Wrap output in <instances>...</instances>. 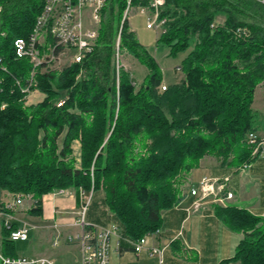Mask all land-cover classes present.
Wrapping results in <instances>:
<instances>
[{
  "label": "trees",
  "instance_id": "obj_1",
  "mask_svg": "<svg viewBox=\"0 0 264 264\" xmlns=\"http://www.w3.org/2000/svg\"><path fill=\"white\" fill-rule=\"evenodd\" d=\"M0 4V195L30 194L27 214L40 216L43 196L55 189L72 187L77 198L79 190L92 196L102 191L108 212L99 225L115 224L119 248H127L126 242L132 249L131 242L161 227L162 212L179 202L182 178L201 158L210 155L238 170L264 156V137L249 139L264 130V118L260 123L252 108L264 81V5L164 0L158 19L166 20L156 44L168 48L167 56L185 55L178 66L182 78L162 90L157 61L123 19L127 0L105 3L94 51L60 69L46 61L34 66L14 49L17 38L31 33L44 0ZM148 5L149 0L129 3ZM218 15L223 22L211 26ZM118 34L121 53L147 68L138 85L124 66L116 74ZM34 90L43 96L28 103ZM213 210L242 234L224 262L264 264V218L235 203H215ZM0 211L13 212L1 202ZM18 226L1 223L2 254L16 256L18 242L8 235Z\"/></svg>",
  "mask_w": 264,
  "mask_h": 264
},
{
  "label": "crops",
  "instance_id": "obj_2",
  "mask_svg": "<svg viewBox=\"0 0 264 264\" xmlns=\"http://www.w3.org/2000/svg\"><path fill=\"white\" fill-rule=\"evenodd\" d=\"M181 75L183 76L182 73ZM74 143L79 146L77 140ZM202 177L217 180L228 177L226 184L234 191V198L230 203L264 218V156L257 159L247 170L239 172L232 166L221 165L213 156H204L200 159L198 167L182 178L185 188L183 196L175 206L162 212L159 232L148 238V247L165 246L162 257L151 256L146 251L136 253L126 242L122 245L127 248L120 249L118 236H113L109 264H227L224 259L233 255L242 234L230 230L216 216L212 196L203 200L197 209H192L191 203L195 197L190 190L198 188ZM5 192L2 191L1 195ZM65 192L58 196L44 195L40 216L26 212L0 216L1 223L10 216L18 225L28 223L33 227L29 231L28 239L17 245L16 256H48L55 264H79L77 245L65 238L66 235L77 231L71 223L79 206V198L77 191L72 187L67 188ZM98 193L99 191L92 196L93 203L87 212L86 220L105 224L106 218ZM58 232L60 236L54 244ZM20 249H24L23 254L18 253ZM230 262L239 264L238 261Z\"/></svg>",
  "mask_w": 264,
  "mask_h": 264
},
{
  "label": "built area",
  "instance_id": "obj_3",
  "mask_svg": "<svg viewBox=\"0 0 264 264\" xmlns=\"http://www.w3.org/2000/svg\"><path fill=\"white\" fill-rule=\"evenodd\" d=\"M108 0H44L43 7L37 15L34 27L27 37L17 38L14 41L15 53L18 57L28 58L34 65H39L46 61L55 63L59 58L69 55V61L80 63L83 58L94 51L95 42L98 35V29L101 22V9ZM264 5V0H253ZM130 0H127V8ZM164 4V0H149L148 6H141L139 13L146 15V28L161 29L166 19H158L159 8ZM123 13V19L128 18V9ZM1 10V4H0ZM151 10V15L149 11ZM215 21L211 26H214ZM239 33L240 29L238 30ZM243 33H246L243 30ZM44 47L47 51H43ZM58 49V50H57ZM113 58L116 74L123 63L121 61L122 53L120 51V36L116 37L113 47ZM82 69L78 75H80ZM166 88L161 84V89ZM62 101L57 102L61 105ZM251 142L256 140L254 133L249 134ZM260 142L259 145L263 144ZM257 148L254 150L256 152ZM249 165H244L236 170L245 171ZM229 180L224 177L221 180L210 177H202L198 182V188L191 189L190 193L195 197L191 203L192 209L200 207L203 200L213 197V202L226 206L234 198V192L226 184ZM216 184V186H215ZM226 189L225 194L221 192ZM66 189H55L48 193L51 196L63 195ZM91 192L85 193L79 190V206L71 225L77 228V231L65 236L66 240L75 243L79 249V264H109L111 250V239L117 235V227L113 223L99 225L86 220V215L91 203ZM0 202L4 208L17 211L19 208L28 209L33 203L30 194L5 192L0 196ZM190 209V208H188ZM187 209V210H188ZM0 211L1 215H7ZM12 219L10 216L3 220V224L8 227ZM1 226V221H0ZM58 228L57 225H54ZM33 228L28 223L20 224L16 229L10 230L8 239L14 242H23L28 239L29 231ZM159 229L153 233H148L131 242L132 249L138 253L146 251L151 256L162 257L165 246H149L148 238L157 234ZM60 233L55 236L54 244L58 242ZM1 238V235H0ZM0 264H55V261L48 256L27 257V256H7L0 250Z\"/></svg>",
  "mask_w": 264,
  "mask_h": 264
},
{
  "label": "rangeland",
  "instance_id": "obj_4",
  "mask_svg": "<svg viewBox=\"0 0 264 264\" xmlns=\"http://www.w3.org/2000/svg\"><path fill=\"white\" fill-rule=\"evenodd\" d=\"M141 6H129L128 9V18L127 22L129 27L133 30L135 33V36L137 40L146 46L150 54L155 58L157 61L163 76V84L167 85L170 83L177 82L179 79L182 78L181 70L178 67L180 64L181 59L184 57L185 53H179L175 57L173 56H167L168 48L162 44H156V38L158 37V34L161 32V29H155V28H146V15H142L139 13V9ZM149 11V15H151V10ZM224 17L221 15H218L216 17V22L220 23L223 22ZM121 61L123 63L124 68L130 72L131 76L135 80L136 85H138L143 77L146 75L147 68L138 62L135 58L132 57L127 51H124L122 54ZM69 55H66L64 57L59 58L55 63L52 64V67L60 69L61 67L67 65L69 63ZM180 74V77L178 78V75ZM43 95H41L38 91L34 90L29 94V102L28 103H35L37 100H40V98ZM252 108L258 113L260 118V123H262V119L264 118V81L259 84L254 93ZM260 137H264V130H261L259 132L254 133ZM73 147V156H75L76 160H79V154H80V143L79 146H77V143H72ZM264 149V143L261 144ZM254 153V152H253ZM98 192V191H97ZM99 197V201L101 202L103 199V192L99 191L97 194ZM92 197H91V203L89 208L92 206ZM99 205V204H98ZM102 211L104 213V217H107V208L105 206H102ZM21 213L25 212V208H19L17 211L11 212L12 213ZM107 220V219H106ZM108 223V221H107ZM18 244H21V242H18ZM24 249H20L18 251L19 254H23ZM227 264H237V262H228Z\"/></svg>",
  "mask_w": 264,
  "mask_h": 264
}]
</instances>
